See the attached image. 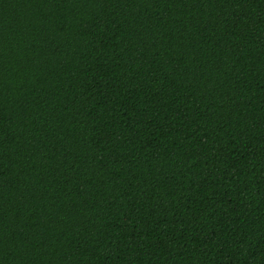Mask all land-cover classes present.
<instances>
[{
	"label": "trees",
	"instance_id": "obj_1",
	"mask_svg": "<svg viewBox=\"0 0 264 264\" xmlns=\"http://www.w3.org/2000/svg\"><path fill=\"white\" fill-rule=\"evenodd\" d=\"M0 264H264V0H0Z\"/></svg>",
	"mask_w": 264,
	"mask_h": 264
}]
</instances>
